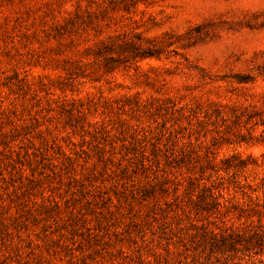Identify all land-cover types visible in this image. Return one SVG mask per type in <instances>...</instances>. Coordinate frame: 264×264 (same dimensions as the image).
Instances as JSON below:
<instances>
[{"label": "rangeland", "instance_id": "1", "mask_svg": "<svg viewBox=\"0 0 264 264\" xmlns=\"http://www.w3.org/2000/svg\"><path fill=\"white\" fill-rule=\"evenodd\" d=\"M263 199L264 0H0V264H264L198 242Z\"/></svg>", "mask_w": 264, "mask_h": 264}, {"label": "trees", "instance_id": "2", "mask_svg": "<svg viewBox=\"0 0 264 264\" xmlns=\"http://www.w3.org/2000/svg\"><path fill=\"white\" fill-rule=\"evenodd\" d=\"M231 159H238V162H232ZM248 164V160L232 155L226 159L224 168L239 171ZM248 187L251 185L249 184ZM220 197V191L218 195L212 193L200 197L202 201L199 205L200 209L210 215H216V218L225 216L229 210L223 211L224 205L220 202ZM234 207L236 218L244 219L241 224L227 225L225 220H222L219 225L213 221L216 226L213 229L202 226L198 242L204 250L212 254L242 253L264 257V199L254 203L236 204Z\"/></svg>", "mask_w": 264, "mask_h": 264}]
</instances>
